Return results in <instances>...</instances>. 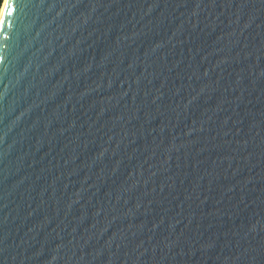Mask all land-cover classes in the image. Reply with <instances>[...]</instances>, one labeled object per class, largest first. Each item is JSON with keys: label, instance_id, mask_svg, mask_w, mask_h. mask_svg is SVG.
Masks as SVG:
<instances>
[{"label": "water", "instance_id": "1", "mask_svg": "<svg viewBox=\"0 0 264 264\" xmlns=\"http://www.w3.org/2000/svg\"><path fill=\"white\" fill-rule=\"evenodd\" d=\"M0 264H264V0H5Z\"/></svg>", "mask_w": 264, "mask_h": 264}, {"label": "rangeland", "instance_id": "2", "mask_svg": "<svg viewBox=\"0 0 264 264\" xmlns=\"http://www.w3.org/2000/svg\"><path fill=\"white\" fill-rule=\"evenodd\" d=\"M4 3H5V0H4V2H3V4H2V7H1V9H0V17H1L2 9H3V7H4Z\"/></svg>", "mask_w": 264, "mask_h": 264}, {"label": "trees", "instance_id": "3", "mask_svg": "<svg viewBox=\"0 0 264 264\" xmlns=\"http://www.w3.org/2000/svg\"><path fill=\"white\" fill-rule=\"evenodd\" d=\"M3 2H4V0H0V9L2 7Z\"/></svg>", "mask_w": 264, "mask_h": 264}, {"label": "bare ground", "instance_id": "4", "mask_svg": "<svg viewBox=\"0 0 264 264\" xmlns=\"http://www.w3.org/2000/svg\"><path fill=\"white\" fill-rule=\"evenodd\" d=\"M3 9H4V7H3ZM3 9H2V12H3ZM2 14V13H1ZM1 17H2V15H1ZM0 20H1V18H0Z\"/></svg>", "mask_w": 264, "mask_h": 264}]
</instances>
